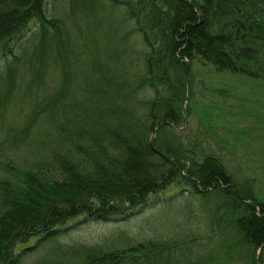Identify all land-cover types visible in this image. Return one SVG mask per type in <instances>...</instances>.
Returning a JSON list of instances; mask_svg holds the SVG:
<instances>
[{
  "label": "trees",
  "instance_id": "trees-1",
  "mask_svg": "<svg viewBox=\"0 0 264 264\" xmlns=\"http://www.w3.org/2000/svg\"><path fill=\"white\" fill-rule=\"evenodd\" d=\"M48 1L0 0V122L18 95L19 77L41 78L47 55L61 75L24 128L47 123L55 139L32 160L17 148L0 156V264H23L84 220L129 218L183 182L202 195L223 197L212 238L95 249L79 264H213V238L232 264H264V201L238 187L219 156L198 159L176 144L173 127L183 120L195 59L264 78V0H72L91 14L122 9L124 24H133L124 40L133 33L140 44V71L95 60L85 75L92 82L83 84L75 80L76 62H68L67 29L49 16ZM21 51L31 52V68L23 66ZM115 53L124 62L121 49ZM22 140L16 137L14 144ZM32 238L33 244L17 248Z\"/></svg>",
  "mask_w": 264,
  "mask_h": 264
},
{
  "label": "rangeland",
  "instance_id": "rangeland-1",
  "mask_svg": "<svg viewBox=\"0 0 264 264\" xmlns=\"http://www.w3.org/2000/svg\"><path fill=\"white\" fill-rule=\"evenodd\" d=\"M47 12L50 17L61 19L67 29V58L70 65L76 62L73 68L77 83L92 82L85 75L95 60L131 73L142 69L137 58L138 35L130 33L129 41L124 40V32L131 30L133 24H124L122 9L110 6L91 14L72 0H49ZM119 48L122 63L116 60L115 52ZM127 49H132L134 54ZM30 55V51L23 52L22 64L28 68H31ZM42 72L41 78L31 82L19 77L18 95L0 122V156L17 148L21 156L32 160L40 148H46L55 139L54 129L51 131L47 123L35 126L34 130H24L35 108L50 97L60 82L61 75L52 55L46 56ZM21 96L24 97L20 99ZM145 96L146 93H140L137 103ZM186 97L182 105L183 120L173 125L178 137L175 143L181 141L198 159L209 154L219 156L234 183L243 191H254L264 201V78L220 71L197 58L189 71ZM16 137L23 138L18 146L14 144ZM151 138L156 141L157 132ZM223 201L218 194L202 195L183 182L153 196L148 206L129 218L82 221L57 241L36 250L23 264H79L95 249L118 252L150 241L165 244L212 238ZM34 242L32 238L17 248ZM209 244L215 248L217 260L213 264H232V257H226L216 248L214 238Z\"/></svg>",
  "mask_w": 264,
  "mask_h": 264
},
{
  "label": "water",
  "instance_id": "water-1",
  "mask_svg": "<svg viewBox=\"0 0 264 264\" xmlns=\"http://www.w3.org/2000/svg\"><path fill=\"white\" fill-rule=\"evenodd\" d=\"M154 141H155V139H152V144H153V146H154V143H155Z\"/></svg>",
  "mask_w": 264,
  "mask_h": 264
}]
</instances>
